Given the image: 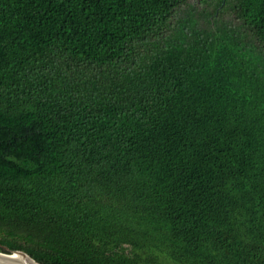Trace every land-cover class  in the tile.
Wrapping results in <instances>:
<instances>
[{
	"label": "trees",
	"instance_id": "trees-1",
	"mask_svg": "<svg viewBox=\"0 0 264 264\" xmlns=\"http://www.w3.org/2000/svg\"><path fill=\"white\" fill-rule=\"evenodd\" d=\"M195 3L209 27L187 31ZM226 14L236 26L213 29ZM14 251L264 264V0H0V252Z\"/></svg>",
	"mask_w": 264,
	"mask_h": 264
},
{
	"label": "rangeland",
	"instance_id": "rangeland-1",
	"mask_svg": "<svg viewBox=\"0 0 264 264\" xmlns=\"http://www.w3.org/2000/svg\"><path fill=\"white\" fill-rule=\"evenodd\" d=\"M209 12H211V9H208L204 5L196 4L192 10H184L179 14V18L181 19L179 25H183L187 31L193 28L197 30L208 29L209 24L207 18L209 16L208 15ZM192 21H195V24L192 25ZM233 26H236V24L234 23L233 17L229 14L222 16L220 20L215 21V24L213 23V29L216 30L219 28L233 27ZM129 252L130 249L127 250V253Z\"/></svg>",
	"mask_w": 264,
	"mask_h": 264
},
{
	"label": "water",
	"instance_id": "water-1",
	"mask_svg": "<svg viewBox=\"0 0 264 264\" xmlns=\"http://www.w3.org/2000/svg\"><path fill=\"white\" fill-rule=\"evenodd\" d=\"M13 254L24 255V256L29 257L31 260L35 261L28 254H26L22 251H14V252H12V254H5V253L0 252V264H32V263H30L26 260H23L19 257H11Z\"/></svg>",
	"mask_w": 264,
	"mask_h": 264
},
{
	"label": "bare ground",
	"instance_id": "bare-ground-1",
	"mask_svg": "<svg viewBox=\"0 0 264 264\" xmlns=\"http://www.w3.org/2000/svg\"><path fill=\"white\" fill-rule=\"evenodd\" d=\"M11 257H19V258H21L23 260H26V261H28V262H30L32 264H38L35 261L31 260L29 257L24 256V255L13 254Z\"/></svg>",
	"mask_w": 264,
	"mask_h": 264
}]
</instances>
